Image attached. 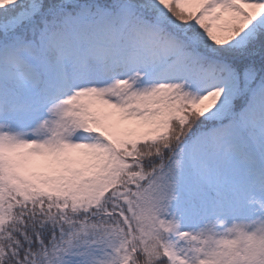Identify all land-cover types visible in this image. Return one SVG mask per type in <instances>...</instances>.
Wrapping results in <instances>:
<instances>
[{
    "label": "snow or ice",
    "instance_id": "6c2138e0",
    "mask_svg": "<svg viewBox=\"0 0 264 264\" xmlns=\"http://www.w3.org/2000/svg\"><path fill=\"white\" fill-rule=\"evenodd\" d=\"M0 264H264V0H0Z\"/></svg>",
    "mask_w": 264,
    "mask_h": 264
}]
</instances>
